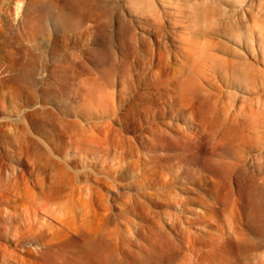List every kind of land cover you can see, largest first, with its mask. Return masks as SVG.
Returning <instances> with one entry per match:
<instances>
[{"label": "rangeland", "instance_id": "obj_1", "mask_svg": "<svg viewBox=\"0 0 264 264\" xmlns=\"http://www.w3.org/2000/svg\"><path fill=\"white\" fill-rule=\"evenodd\" d=\"M167 1L0 0V264H264V0Z\"/></svg>", "mask_w": 264, "mask_h": 264}, {"label": "bare ground", "instance_id": "obj_2", "mask_svg": "<svg viewBox=\"0 0 264 264\" xmlns=\"http://www.w3.org/2000/svg\"><path fill=\"white\" fill-rule=\"evenodd\" d=\"M130 4L137 7L140 10V13L143 16L149 17L150 19L157 21L159 18L163 19L164 22L169 23L171 26H180L182 25V18L180 15V11L178 5L173 1L167 0H130ZM180 7V6H179ZM193 12L195 14H205L207 15L208 12H211V8L206 5V2L203 0H197L193 5ZM198 16V15H196ZM204 17V16H203ZM255 21V29L256 33L258 34L260 42L264 43V25L260 24L257 18L254 19ZM184 37V36H183ZM211 47L209 44L202 45L200 51L203 53H209ZM229 65L234 69L237 68L236 71L244 77L249 78V72L253 69V66L250 65L248 61H229ZM198 65H190L189 75L186 78L181 77V75L175 79L176 87H180L182 90V94L184 95L182 99L186 98L187 94L192 91L193 82L195 80L196 70H198ZM85 243H88V247L76 254V258L72 261H69L65 264H112L111 259L109 258L110 253L107 252H99V249L92 243L90 237L84 238Z\"/></svg>", "mask_w": 264, "mask_h": 264}]
</instances>
